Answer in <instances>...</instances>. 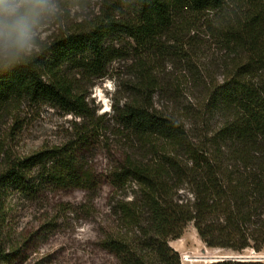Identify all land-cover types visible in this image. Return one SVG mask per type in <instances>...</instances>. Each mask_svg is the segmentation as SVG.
Listing matches in <instances>:
<instances>
[{"label": "trees", "instance_id": "obj_1", "mask_svg": "<svg viewBox=\"0 0 264 264\" xmlns=\"http://www.w3.org/2000/svg\"><path fill=\"white\" fill-rule=\"evenodd\" d=\"M200 35L221 52L220 81L211 73L205 80L190 61L186 48ZM127 50L134 82L124 85L129 94L111 116L126 143L108 170L114 225L101 245L118 264H181L169 243L192 223L210 248L264 251V0H114L76 31L23 55L18 66L0 68V120L25 104L80 118L65 143L4 160L0 264L8 258L2 245L12 195L36 200L49 190L97 189L85 156L109 127L89 107L82 81L105 77ZM175 57L186 61L191 85L205 83L196 105L180 106V75L172 93L173 80H163L165 60ZM181 117L200 129L189 132Z\"/></svg>", "mask_w": 264, "mask_h": 264}, {"label": "rangeland", "instance_id": "obj_2", "mask_svg": "<svg viewBox=\"0 0 264 264\" xmlns=\"http://www.w3.org/2000/svg\"><path fill=\"white\" fill-rule=\"evenodd\" d=\"M113 2L114 0H50L52 7L40 11L34 19L32 50L29 54L39 52L59 35L76 31L83 23L99 16L105 7L112 6ZM193 40L196 45L191 48L187 46L186 49L191 51L190 61L200 67L199 74L205 80L209 73V76L215 75L218 81L222 80L223 71L215 68L221 52L203 35L196 36ZM132 59V54L127 50L108 66L105 77L82 81L89 107L97 117L103 116L109 127L108 131L103 132L104 136L93 141L92 148L85 156L98 175L97 189L49 190L41 193L36 200L12 195L8 200L6 245H2L8 258L1 264H118L117 258L101 245V241L105 232L114 225L110 211L113 188L108 170L122 156L126 143L123 135L116 130L118 126L112 123L111 116L113 106L117 103L121 106L129 94L124 85L134 82L130 69ZM177 59L165 60L164 72L169 76L163 80L169 79L171 83L173 80L172 93L178 82L175 77L180 75L183 81L180 106L196 105L201 102L205 83L202 80V83L191 85V72L186 61L180 64ZM70 70L72 69L68 67L67 72L70 73ZM194 71L197 69L194 68ZM97 86L101 91L94 93L93 89ZM164 99L167 100V97ZM154 101L157 104L159 97L155 96ZM162 103L165 107H170L168 111L172 110L170 102ZM14 116H6L0 120V169L4 160L9 157H24L43 147L65 143L71 138L73 123L80 120L48 105L25 104L14 110ZM181 120L189 132L201 127V123L197 124L191 117H181ZM216 122L217 120H212L208 123L209 127L212 128ZM169 244L180 253L181 264H211L217 262L212 260V257L217 256H264V251L256 253L253 249L236 253L227 249L210 248L200 239L192 223L187 226L181 238L172 240ZM225 260L264 263L256 259Z\"/></svg>", "mask_w": 264, "mask_h": 264}, {"label": "clouds", "instance_id": "obj_3", "mask_svg": "<svg viewBox=\"0 0 264 264\" xmlns=\"http://www.w3.org/2000/svg\"><path fill=\"white\" fill-rule=\"evenodd\" d=\"M50 7V0H0V68L18 66L31 52L34 19Z\"/></svg>", "mask_w": 264, "mask_h": 264}, {"label": "water", "instance_id": "obj_4", "mask_svg": "<svg viewBox=\"0 0 264 264\" xmlns=\"http://www.w3.org/2000/svg\"><path fill=\"white\" fill-rule=\"evenodd\" d=\"M256 259L258 261H264V256H256V257H244V256H217V257H212L213 261H221V260H225V259Z\"/></svg>", "mask_w": 264, "mask_h": 264}, {"label": "snow or ice", "instance_id": "obj_5", "mask_svg": "<svg viewBox=\"0 0 264 264\" xmlns=\"http://www.w3.org/2000/svg\"><path fill=\"white\" fill-rule=\"evenodd\" d=\"M109 87H111V85H109Z\"/></svg>", "mask_w": 264, "mask_h": 264}]
</instances>
